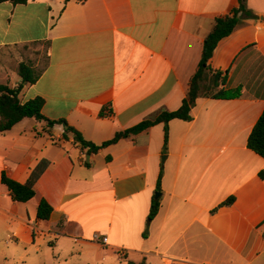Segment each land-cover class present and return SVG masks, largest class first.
<instances>
[{"label":"crops","instance_id":"crops-1","mask_svg":"<svg viewBox=\"0 0 264 264\" xmlns=\"http://www.w3.org/2000/svg\"><path fill=\"white\" fill-rule=\"evenodd\" d=\"M237 6L238 0L6 2L0 84H22L20 64H28L33 45L46 43L48 67L23 90L22 103L43 98L46 118L64 119L101 145L182 107L205 38ZM247 6L259 18L244 19L209 61L226 79L225 90L240 88V97H200L191 120L156 123L97 154L65 138L63 126L35 119L0 134V264H69L70 257H77L71 264H93L99 256L108 264H264V159L248 148L264 112V0ZM41 161L48 167L36 196L14 201L1 176L25 184ZM42 200L53 208L47 221L37 217Z\"/></svg>","mask_w":264,"mask_h":264},{"label":"trees","instance_id":"trees-1","mask_svg":"<svg viewBox=\"0 0 264 264\" xmlns=\"http://www.w3.org/2000/svg\"><path fill=\"white\" fill-rule=\"evenodd\" d=\"M6 2H11L14 5H25L28 0H0V5ZM246 18L257 20L259 17L248 8L247 0H238V6L233 8L229 15L219 17L215 20L212 31L204 40L199 67L190 81L187 96L179 110L164 112L155 121H145L130 129L117 132L112 139L101 145H96L85 140L81 132L70 126L64 119L51 120L46 118L42 113L45 104L43 98L36 97L26 103H22L20 98L21 93L26 87L37 83L47 69L48 62L40 71H37L30 64L21 63L18 74L22 78V84L17 88H11L8 85L0 84V134L10 131L24 119H35L40 122H45L47 127L50 128L55 125L63 126L65 138L68 139L70 134L76 144L83 149H88L89 154H97L102 149L114 145L122 139L139 134L156 123H169L174 119L191 120V108L200 97L236 99L241 96V89L225 90L226 79L221 76L220 72L211 68L209 61L219 42L230 36L237 28L242 26L244 24L243 20ZM248 148L264 159V112L248 138ZM87 165L89 164L87 163ZM47 167L48 163L46 161H41L32 171L25 184L10 179L5 174L1 176V182L8 188L14 201L27 203L36 196L35 185ZM261 177L264 178V172L261 173ZM233 202L234 198L232 197L223 205L230 206ZM158 210L159 203L157 201L152 206L151 218L157 214ZM52 212L53 208L47 201L42 200L38 206L37 217L39 220L47 221L50 219ZM139 264L146 263L141 262Z\"/></svg>","mask_w":264,"mask_h":264},{"label":"rangeland","instance_id":"rangeland-1","mask_svg":"<svg viewBox=\"0 0 264 264\" xmlns=\"http://www.w3.org/2000/svg\"><path fill=\"white\" fill-rule=\"evenodd\" d=\"M39 31H37L38 33ZM47 44L46 43H41V44H35L33 45V49L30 51V56L27 58L28 59V64L32 65L35 67L37 71L42 70L46 65H47ZM28 123H33L35 122L34 119H27ZM52 248V246L50 247ZM54 264H64L65 261L63 258L60 259H55ZM74 261H77V257H70L68 259V263L71 264ZM109 260L105 261L102 260L101 256H99L93 264H108ZM112 264H128V261H123V262H118V261H113Z\"/></svg>","mask_w":264,"mask_h":264},{"label":"built area","instance_id":"built-area-1","mask_svg":"<svg viewBox=\"0 0 264 264\" xmlns=\"http://www.w3.org/2000/svg\"><path fill=\"white\" fill-rule=\"evenodd\" d=\"M95 240L101 242L102 244L106 243V240L105 239H101L99 236H95Z\"/></svg>","mask_w":264,"mask_h":264},{"label":"water","instance_id":"water-1","mask_svg":"<svg viewBox=\"0 0 264 264\" xmlns=\"http://www.w3.org/2000/svg\"><path fill=\"white\" fill-rule=\"evenodd\" d=\"M260 20H261V22L264 23V16H261V17H260ZM158 195H159V194H158Z\"/></svg>","mask_w":264,"mask_h":264}]
</instances>
